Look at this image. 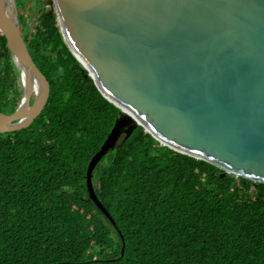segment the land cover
I'll return each instance as SVG.
<instances>
[{"label":"trees","instance_id":"1","mask_svg":"<svg viewBox=\"0 0 264 264\" xmlns=\"http://www.w3.org/2000/svg\"><path fill=\"white\" fill-rule=\"evenodd\" d=\"M47 4L16 0L49 93L27 126L0 132V264H264V183L221 174L140 125L91 172L113 224L89 198L86 165L119 108L71 53ZM21 93L0 33V112L11 113Z\"/></svg>","mask_w":264,"mask_h":264},{"label":"water","instance_id":"2","mask_svg":"<svg viewBox=\"0 0 264 264\" xmlns=\"http://www.w3.org/2000/svg\"><path fill=\"white\" fill-rule=\"evenodd\" d=\"M62 38L119 113L85 169L136 125L159 143L222 173L264 183V0H54ZM0 33L22 93L0 132L27 126L42 110L47 80L20 29L16 0H0ZM34 83L29 92L22 79ZM122 135V137H121ZM120 253L123 251V237Z\"/></svg>","mask_w":264,"mask_h":264},{"label":"bare ground","instance_id":"3","mask_svg":"<svg viewBox=\"0 0 264 264\" xmlns=\"http://www.w3.org/2000/svg\"><path fill=\"white\" fill-rule=\"evenodd\" d=\"M22 79L24 81V84H26V88H27V90H29V92L33 93L34 91H36V87H35L34 83L33 82L32 83H28L26 81V78H25L24 74H23Z\"/></svg>","mask_w":264,"mask_h":264},{"label":"rangeland","instance_id":"4","mask_svg":"<svg viewBox=\"0 0 264 264\" xmlns=\"http://www.w3.org/2000/svg\"><path fill=\"white\" fill-rule=\"evenodd\" d=\"M47 2H48V6H52L54 9H55V4H54V0H47Z\"/></svg>","mask_w":264,"mask_h":264}]
</instances>
